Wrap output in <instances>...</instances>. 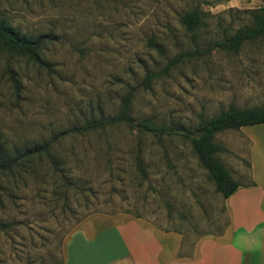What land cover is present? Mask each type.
I'll return each instance as SVG.
<instances>
[{
  "label": "rangeland",
  "instance_id": "obj_1",
  "mask_svg": "<svg viewBox=\"0 0 264 264\" xmlns=\"http://www.w3.org/2000/svg\"><path fill=\"white\" fill-rule=\"evenodd\" d=\"M217 4L0 0V20L8 27L28 38L43 36L45 63L0 44V147L52 141L54 160L41 156L0 175V264H65L72 238H91L129 220L178 233L185 248L223 232V198L184 137H157L124 124L70 132L117 115L127 95L134 123L180 131L230 106H264V38L237 51L216 46L253 27L250 13L264 1L241 9ZM191 11L202 18L188 31L180 18ZM214 141L231 174L247 172V160L230 150L240 149L235 130L217 133ZM253 160L260 172L262 159Z\"/></svg>",
  "mask_w": 264,
  "mask_h": 264
},
{
  "label": "crops",
  "instance_id": "obj_2",
  "mask_svg": "<svg viewBox=\"0 0 264 264\" xmlns=\"http://www.w3.org/2000/svg\"><path fill=\"white\" fill-rule=\"evenodd\" d=\"M209 1L218 2L222 9H241L264 0ZM235 131L234 146L240 149L230 150L238 159L247 160L248 169L230 173L238 187L223 200L227 225L221 234L185 248L178 233L129 220L98 232L95 238H72L66 245L65 264H264V124ZM255 155L263 161L260 172Z\"/></svg>",
  "mask_w": 264,
  "mask_h": 264
},
{
  "label": "trees",
  "instance_id": "obj_3",
  "mask_svg": "<svg viewBox=\"0 0 264 264\" xmlns=\"http://www.w3.org/2000/svg\"><path fill=\"white\" fill-rule=\"evenodd\" d=\"M260 11L251 12L250 15L254 19V26L243 28L236 31L231 37L218 43L216 46L222 50L237 51L246 41H254L258 38H264V7ZM202 15L196 11L186 13L180 18L181 24L188 30H194ZM43 36L28 38L19 34L14 29L8 27L3 20H0V44L5 46L11 53L26 57L33 64L44 65L40 56V49L43 44ZM192 54V53H190ZM187 53L175 56L168 62L166 69L179 63ZM149 77L145 79V83L149 82ZM130 98L127 95L121 101V108L117 115L99 120H91L82 127H75L70 132L82 133L94 130H102L106 127H112L116 124H124L128 127H135L142 131L151 133L157 137L163 135H178L189 141L193 153L198 163L207 172L209 178L213 181L215 189L221 194L223 200L228 198L238 187V183L233 179L230 172L220 163L216 154L223 151V147L214 141L217 133L226 130H239L244 126H254L264 124V106L251 108H237L230 106L226 110L221 111L217 115L209 119H201L193 129L178 130L176 127L156 126L147 120L134 123L129 115ZM54 140V139H53ZM53 142L41 141L30 146L21 148H12L9 151L0 147V175L12 173L17 170L23 162H29L41 156L51 158L50 150ZM141 172L144 171L139 164Z\"/></svg>",
  "mask_w": 264,
  "mask_h": 264
},
{
  "label": "bare ground",
  "instance_id": "obj_4",
  "mask_svg": "<svg viewBox=\"0 0 264 264\" xmlns=\"http://www.w3.org/2000/svg\"><path fill=\"white\" fill-rule=\"evenodd\" d=\"M95 260V259H94Z\"/></svg>",
  "mask_w": 264,
  "mask_h": 264
}]
</instances>
